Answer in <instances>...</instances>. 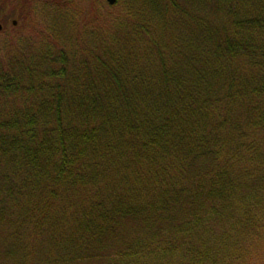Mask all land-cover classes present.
I'll use <instances>...</instances> for the list:
<instances>
[{"label": "trees", "instance_id": "trees-1", "mask_svg": "<svg viewBox=\"0 0 264 264\" xmlns=\"http://www.w3.org/2000/svg\"><path fill=\"white\" fill-rule=\"evenodd\" d=\"M88 2L43 1L40 46L3 41L0 264L245 262L264 0Z\"/></svg>", "mask_w": 264, "mask_h": 264}, {"label": "rangeland", "instance_id": "rangeland-1", "mask_svg": "<svg viewBox=\"0 0 264 264\" xmlns=\"http://www.w3.org/2000/svg\"><path fill=\"white\" fill-rule=\"evenodd\" d=\"M43 1L46 0H0V6L3 4V10L0 12V23L3 25L0 31V53L5 52L1 48L4 47L2 46L3 41L8 37L31 36L36 46L45 43L43 35L35 33L45 29L43 10L38 7ZM80 1L88 2V0ZM33 24L37 28H41L33 31ZM245 258L246 261L241 264H264V233L255 241L251 250L245 254Z\"/></svg>", "mask_w": 264, "mask_h": 264}, {"label": "water", "instance_id": "water-1", "mask_svg": "<svg viewBox=\"0 0 264 264\" xmlns=\"http://www.w3.org/2000/svg\"><path fill=\"white\" fill-rule=\"evenodd\" d=\"M109 4H114L116 2V0H106ZM13 23L15 24V21H13ZM2 29V25L0 24V30Z\"/></svg>", "mask_w": 264, "mask_h": 264}, {"label": "flooded vegetation", "instance_id": "flooded-vegetation-1", "mask_svg": "<svg viewBox=\"0 0 264 264\" xmlns=\"http://www.w3.org/2000/svg\"><path fill=\"white\" fill-rule=\"evenodd\" d=\"M4 3V2H3ZM3 10V4L0 6V12Z\"/></svg>", "mask_w": 264, "mask_h": 264}]
</instances>
